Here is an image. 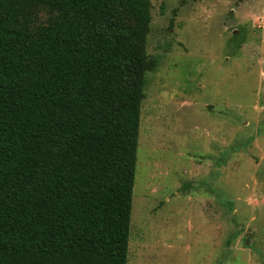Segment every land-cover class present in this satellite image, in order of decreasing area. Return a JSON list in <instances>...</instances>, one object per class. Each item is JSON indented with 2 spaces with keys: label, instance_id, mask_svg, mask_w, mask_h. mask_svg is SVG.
<instances>
[{
  "label": "trees",
  "instance_id": "obj_1",
  "mask_svg": "<svg viewBox=\"0 0 264 264\" xmlns=\"http://www.w3.org/2000/svg\"><path fill=\"white\" fill-rule=\"evenodd\" d=\"M151 10L0 0V264H128Z\"/></svg>",
  "mask_w": 264,
  "mask_h": 264
},
{
  "label": "rangeland",
  "instance_id": "obj_2",
  "mask_svg": "<svg viewBox=\"0 0 264 264\" xmlns=\"http://www.w3.org/2000/svg\"><path fill=\"white\" fill-rule=\"evenodd\" d=\"M151 1L128 264H264V0Z\"/></svg>",
  "mask_w": 264,
  "mask_h": 264
}]
</instances>
